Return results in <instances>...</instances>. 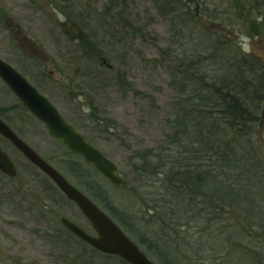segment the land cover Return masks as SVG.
I'll return each instance as SVG.
<instances>
[{
	"label": "rangeland",
	"instance_id": "1",
	"mask_svg": "<svg viewBox=\"0 0 264 264\" xmlns=\"http://www.w3.org/2000/svg\"><path fill=\"white\" fill-rule=\"evenodd\" d=\"M53 1L0 0V21L8 15L36 42L35 49L29 47L33 52L31 56L45 63L46 67L42 68L51 70L54 75L45 82L32 75H29L30 79L40 84L42 93L52 100L66 119L117 165L125 186L114 185L91 167L86 168L92 174L86 173L85 180L99 184L114 203L141 216L139 210L142 197L147 193L145 190L154 182L159 186L161 183L159 178L139 175L133 170L134 163L144 150H156L172 133L169 120L173 116L177 92L171 83L170 68L177 62L174 57L166 56L173 40L169 17L164 15V8L160 9L155 0H61L59 5ZM165 1L169 3L171 0ZM212 1L217 6L224 2ZM185 2L190 3L191 6L185 4L193 11L196 0ZM232 6L235 9L248 7L250 20H239L237 25L233 19L224 21L229 25L226 35L230 41L239 37L244 50H250L264 62V51L260 49L264 47V16H261L264 15V0H233ZM206 9L209 6H205ZM198 21L193 22L188 31L190 40L199 37L190 44V50L200 48L198 33L201 30L209 37L217 38V33L223 35L211 18H199ZM253 23H262L263 30L260 37L249 41L250 34L255 32L251 29ZM2 24L0 22V53L10 58L3 48H7L11 38ZM83 37L88 40L84 45L81 43ZM237 48L241 46L237 45ZM218 49L222 48L218 45ZM96 50L108 59L111 67L95 60ZM227 50L223 49L224 55L228 54ZM6 108L9 112L4 117L22 138L55 168L58 167L61 174L68 175L69 182L83 189L70 177L67 172L70 168L66 164L72 163L73 166L82 160L69 154L62 143L48 135L42 124L28 112H23L15 96L0 81V109ZM90 112L105 120V128L84 125L81 119ZM259 121L252 139L258 150L257 156L264 159V113ZM1 145L14 160L18 174L13 179L0 175V259L32 264H121L115 256L92 251L67 232L61 234L57 244L51 245L49 232L58 228L61 233V216L89 233L92 232L91 225L78 207L54 188L52 195L57 202L49 206L48 215L39 217L37 208L31 205L33 196L23 193V189L16 194L13 186L24 184V192L29 188L33 192L31 195L36 194L45 203L51 189L44 190L46 186L42 183L48 179L29 165L30 162L12 145L4 142ZM174 148L171 146L170 151L165 152L169 161L175 157ZM175 149L177 153L178 149ZM259 157L256 158L260 161ZM261 172L264 174V163ZM232 213L230 209V213L215 222L218 225L211 224L206 232L201 223L184 227L187 238L179 240L180 264H264V232L260 233L262 237H257L258 229L245 226L242 217L241 221L233 222ZM145 221V218L137 217L135 223L148 228ZM155 230L158 233L160 228L155 227ZM190 243L193 247H189ZM216 244L226 248L221 251L214 247ZM188 249L191 251L186 252ZM149 259L157 264L154 256Z\"/></svg>",
	"mask_w": 264,
	"mask_h": 264
},
{
	"label": "trees",
	"instance_id": "2",
	"mask_svg": "<svg viewBox=\"0 0 264 264\" xmlns=\"http://www.w3.org/2000/svg\"><path fill=\"white\" fill-rule=\"evenodd\" d=\"M155 1L160 9L164 8V15L171 23L173 40L165 54L174 57L177 62L170 68L171 83L177 92L172 107L173 116L169 120L172 133L156 150H144L138 162L134 163L133 170L141 176L147 174L159 178L161 186L154 182L147 187L139 210L143 215L139 216L114 203L110 194L99 188V184L85 180L86 173L92 174L86 168L95 169L83 162L81 156L67 149L82 163L66 164L70 168L68 174L82 186L84 194L104 210L149 258L154 256L157 264H180L179 240L187 238L184 227L201 223L206 232L211 224L218 225L215 222L230 213V209L234 215L233 222L242 217L245 226L258 229L257 237L263 235L260 233L264 232V174L261 172L264 159L257 156L258 150L252 138L264 113V64L237 48V40L230 41L225 32L222 36L216 32L217 39L206 36L201 30L198 33L200 48L190 50V44L199 38L190 40L188 34L193 22L200 18L196 2L192 11L186 0H168L169 3ZM206 10L201 14L202 18L210 19ZM235 11H231V16ZM238 13L241 15V12ZM248 15L250 11L246 9V19L239 16L236 22H249ZM232 17L235 18L234 15ZM199 25L202 29L203 26ZM262 25L253 23L251 29L260 34ZM203 39L208 41L203 42ZM86 42L88 40L83 37L82 45ZM216 44L222 49H215ZM223 49H229L227 55L223 54ZM100 54L99 50L95 51V60L111 67L108 59ZM6 111L9 109H0V114ZM99 118L98 114L90 112L81 120H84V125L105 128V120ZM171 146L178 150L177 153L175 148L172 150L175 157L169 161L165 152L170 151ZM63 167L66 169L65 165ZM65 176L68 178V175ZM137 217L145 218L149 227L135 223ZM155 227L160 228L158 233ZM71 236L90 246L75 235ZM188 245L193 247L191 243ZM216 246L221 251L226 248L220 244ZM115 258L121 264H128L120 257Z\"/></svg>",
	"mask_w": 264,
	"mask_h": 264
},
{
	"label": "water",
	"instance_id": "3",
	"mask_svg": "<svg viewBox=\"0 0 264 264\" xmlns=\"http://www.w3.org/2000/svg\"><path fill=\"white\" fill-rule=\"evenodd\" d=\"M0 79L10 92H13L23 108L44 126L52 139L62 142L70 152L82 156L85 162L93 166L109 182L117 186L123 185L124 179L119 175L117 165L70 124L47 96L1 58ZM3 122L0 119V133L10 140L29 162L45 173L70 202L75 203L89 221L94 235L65 216L60 219L63 227L97 251L118 256L128 264H155L104 210L69 183L64 175L36 154L28 143ZM0 171L11 178L17 175L14 162L1 147Z\"/></svg>",
	"mask_w": 264,
	"mask_h": 264
},
{
	"label": "flooded vegetation",
	"instance_id": "4",
	"mask_svg": "<svg viewBox=\"0 0 264 264\" xmlns=\"http://www.w3.org/2000/svg\"><path fill=\"white\" fill-rule=\"evenodd\" d=\"M53 2L56 5L61 4V0H55ZM232 5H233V0H231L230 2H226V0H224L223 4H219V6H217V3L213 2L212 0H196L197 13H199L200 19H203L202 18L203 16L201 14L204 12V7L205 6H209L210 8L206 10V13H208V15L211 18V20L215 22V25H216L215 28H218L223 33L225 32V34L227 32V29L229 28V25L225 24L224 21H228L229 22L230 19L231 20L233 19L232 21L236 22V20H238L240 17L246 19V16L245 15H246V9H248V7L242 6V7H237V9H235L234 6H232ZM233 10H236L234 12L236 14H239L238 13L239 11H241L243 13H241V15H236V16H238L237 18L234 15V13H232L235 16V18H233L232 17L233 15L231 16V11H233ZM0 22L3 23L2 24V26H3L2 28H5V30L7 31L8 35H9V38H11V39H8L7 48H3L4 49V52L8 56H10V58L12 57L10 59L9 57H7V56H5V55H3V54L0 53L1 60H4L5 62H7L11 66H13L15 68V70H17L19 73H21L23 76H25L27 78V80H29L34 86H36L38 88V90H40L42 88L41 85L38 84V83H36L35 81H33V79H30L29 75H32V77L33 76H36L40 82H43V81L45 82L48 79H53L52 76L54 74H53V72L51 70H49V71L46 70L45 71L42 68V67H46V65H44L45 63L42 64L41 63L42 62L41 60H38L37 58H34L33 56H31L33 52H32V50L29 47H32V48L35 49L36 48V46H35L36 45V42L31 37H29L22 30L21 27H19V24L18 23L14 22L11 17H8V15L5 16L4 20L3 21H0ZM224 25L226 27H223ZM224 30H226V31H224ZM260 34L258 32L253 33L252 35L249 36V38H250L249 41L250 40L257 39L258 37H260ZM234 41L237 42V45L239 47L241 46L242 52H244L246 55L249 54L250 56H252L253 58H255L258 62H261V63L264 64V62L262 61V59H260L258 57L256 58L250 52V50H248V51L247 50H244V48L242 47V43H241L239 37H236V39ZM224 47H226V45H224ZM220 48H222V47H220ZM215 49H218V44L215 45ZM260 49L264 51V47H261ZM0 81H1V79H0ZM1 82L4 84L3 81H1ZM6 88H7V86H6ZM40 91L42 92V90H40ZM9 92H10V90H9ZM10 93L12 95H14L13 92H10ZM49 100H50V98H49ZM19 105H20V103L18 101V107L21 106V105L20 106ZM7 112H9V111L4 112L2 115L0 114L1 115L0 116V119L2 121H4L3 123H6L14 131V133H16L21 139L24 140V138H22V136L20 135V133L15 128H13L10 125V123H8L7 119L4 117L5 114H7ZM24 141H26V140H24ZM3 142L12 145L24 157V155L12 144V142L9 139H7L6 137H4L0 133V147L3 149L4 152H6V150L1 145ZM26 143H27V141H26ZM35 151H36V149H35ZM6 153L8 155V152H6ZM37 153H39V152L36 151V154ZM43 158L47 161V163L49 162L50 164H52L48 159H46L45 157H43ZM13 162H14V160H13ZM14 164H15V162H14ZM29 165H32L39 173H41V175H44L48 179L47 182L42 183V184H45V186H46L44 188V190L47 189V188H49V190L51 189L50 190L51 193H49V198H47L49 200L47 202H45V203L41 202L42 200H39L37 198V195L36 194L31 195L33 192L29 188H28V190H25V192H24V189H25L24 184H20V185H17V186L16 185L13 186L14 192L16 194H20L21 190L23 189V193L30 194L29 196H33V197H31L32 198V202H33V203H31V205H34V207L37 208L38 216L40 217V216H43V215H48V213H49V206L51 204H55L57 202V199H56L55 195L54 196L52 195L53 188L56 189L59 192L60 195H62V196H64V195H63L62 191L59 190V188L57 187V185L53 181H51L50 178L46 174H44L39 168H37L36 166H34L32 163H30ZM16 169H17V166H16ZM17 174H18V169H17ZM0 175L5 176V174L2 173L1 171H0ZM5 177H7L9 179H13V178H11L9 176H5ZM46 193H48L47 190H46ZM36 199L39 200L38 201L39 203L38 202H35ZM22 200H23V198H22ZM60 219H61V217L59 218V223H60L61 227H63V224L61 223ZM63 228L66 231L61 228L60 229L61 230V233H59V229L58 228H55V230H51L49 232V235L48 236H50V238L53 239V241H52V239H50L51 240V245L52 244H57L58 242H56V241L59 240L61 234H64V232H67V234H69V235L73 234L70 231H68L65 227H63ZM47 242H49V241H47ZM0 264H32V263L31 262L27 263L26 261H20V260H15V261H8V260H6V261H4V260L0 259Z\"/></svg>",
	"mask_w": 264,
	"mask_h": 264
}]
</instances>
